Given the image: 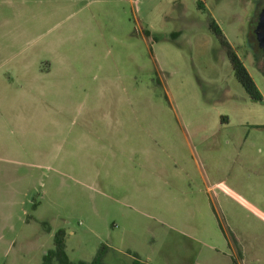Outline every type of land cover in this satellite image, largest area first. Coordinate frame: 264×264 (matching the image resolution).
I'll use <instances>...</instances> for the list:
<instances>
[{
  "label": "rangeland",
  "instance_id": "obj_1",
  "mask_svg": "<svg viewBox=\"0 0 264 264\" xmlns=\"http://www.w3.org/2000/svg\"><path fill=\"white\" fill-rule=\"evenodd\" d=\"M113 1L0 0L7 264H264V0Z\"/></svg>",
  "mask_w": 264,
  "mask_h": 264
},
{
  "label": "trees",
  "instance_id": "obj_2",
  "mask_svg": "<svg viewBox=\"0 0 264 264\" xmlns=\"http://www.w3.org/2000/svg\"><path fill=\"white\" fill-rule=\"evenodd\" d=\"M210 29L218 38L220 44L224 47L227 53V57L236 81L241 85L244 89L245 93L249 96V98L253 101H261V95L256 89L254 82L252 81L250 75L248 74L246 68L240 59L236 56L232 48L226 42L224 36L221 31L217 27V25L211 21ZM65 233L63 230H57L53 235V249L46 252V254L42 258L41 264H52L56 262V264H104L103 263V248L99 249L91 262H77L72 263L69 261L66 253H65V243H64Z\"/></svg>",
  "mask_w": 264,
  "mask_h": 264
},
{
  "label": "crops",
  "instance_id": "obj_3",
  "mask_svg": "<svg viewBox=\"0 0 264 264\" xmlns=\"http://www.w3.org/2000/svg\"><path fill=\"white\" fill-rule=\"evenodd\" d=\"M97 3V6L103 7V6H109V4H111L112 2H114L113 0H94ZM99 13H101V11L99 10ZM8 172L7 175L11 177V174H9V170L6 171ZM13 196V192L11 194ZM2 191L0 194V202L3 203V199H2ZM2 199V200H1ZM9 204H11V202H7V203H3L0 207V232L7 230L10 232L14 231V227H13V218L11 217L10 212L6 213V210L4 209V207L8 206ZM3 207V208H2ZM16 235V234H15ZM53 238L54 232L50 234ZM13 237L10 240H7L5 237L2 236V234H0V257H4L5 259L2 260L0 258V263H5L6 262V256L8 255V251H5V247L7 248L9 246V244L11 245L13 243ZM17 257V254L14 256Z\"/></svg>",
  "mask_w": 264,
  "mask_h": 264
},
{
  "label": "water",
  "instance_id": "obj_4",
  "mask_svg": "<svg viewBox=\"0 0 264 264\" xmlns=\"http://www.w3.org/2000/svg\"><path fill=\"white\" fill-rule=\"evenodd\" d=\"M253 34L255 36L257 47L263 53L264 56V9H262L258 14Z\"/></svg>",
  "mask_w": 264,
  "mask_h": 264
},
{
  "label": "flooded vegetation",
  "instance_id": "obj_5",
  "mask_svg": "<svg viewBox=\"0 0 264 264\" xmlns=\"http://www.w3.org/2000/svg\"><path fill=\"white\" fill-rule=\"evenodd\" d=\"M262 10V9H261Z\"/></svg>",
  "mask_w": 264,
  "mask_h": 264
}]
</instances>
